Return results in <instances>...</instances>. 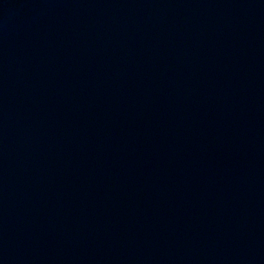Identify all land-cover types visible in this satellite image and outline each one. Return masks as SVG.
Returning <instances> with one entry per match:
<instances>
[{"label": "water", "instance_id": "1", "mask_svg": "<svg viewBox=\"0 0 264 264\" xmlns=\"http://www.w3.org/2000/svg\"><path fill=\"white\" fill-rule=\"evenodd\" d=\"M0 264H264V0H0Z\"/></svg>", "mask_w": 264, "mask_h": 264}]
</instances>
